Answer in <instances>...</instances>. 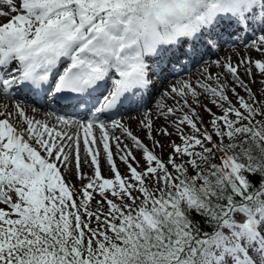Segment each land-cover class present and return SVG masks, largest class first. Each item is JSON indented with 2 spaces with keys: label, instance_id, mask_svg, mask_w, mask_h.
<instances>
[{
  "label": "snow or ice",
  "instance_id": "snow-or-ice-1",
  "mask_svg": "<svg viewBox=\"0 0 264 264\" xmlns=\"http://www.w3.org/2000/svg\"><path fill=\"white\" fill-rule=\"evenodd\" d=\"M234 24L239 31H228ZM226 45L231 56L221 60ZM209 53L216 73L206 65L160 100L146 99L150 75L169 76L172 65L186 67L181 60L196 67ZM257 70L264 89V0H0V264H163L161 250L171 244L164 231L176 226L181 235L179 205L192 202L193 180L239 182L240 161L264 156V105L242 78ZM197 105L211 114V131L195 122ZM133 122L161 157L171 149L166 162ZM102 157L114 179L102 177ZM73 160L77 178L83 166L94 168L80 189L62 179ZM93 192L101 198L95 212Z\"/></svg>",
  "mask_w": 264,
  "mask_h": 264
},
{
  "label": "trees",
  "instance_id": "trees-1",
  "mask_svg": "<svg viewBox=\"0 0 264 264\" xmlns=\"http://www.w3.org/2000/svg\"><path fill=\"white\" fill-rule=\"evenodd\" d=\"M253 155L240 162L242 185L233 184L232 178H221L219 182L211 180L210 186L205 188L206 177L193 180L189 190L194 202L183 200L179 205L181 235H177L176 226H172L171 231H164L165 243L171 241V244L167 249L161 250L163 264L196 263L201 251L215 236L220 221L226 217L230 207L237 204L254 205L257 191L264 188V156L259 155L258 151H254ZM82 218L90 220V227L97 226L94 217L88 218L85 215Z\"/></svg>",
  "mask_w": 264,
  "mask_h": 264
},
{
  "label": "rangeland",
  "instance_id": "rangeland-1",
  "mask_svg": "<svg viewBox=\"0 0 264 264\" xmlns=\"http://www.w3.org/2000/svg\"><path fill=\"white\" fill-rule=\"evenodd\" d=\"M213 60H215L214 57H213ZM259 76H257L256 78L252 79V83L254 84L253 86L249 85L248 81L247 80L245 81L243 79L244 82L249 85L250 91L253 94V98L256 101V106L257 107H260V106L264 105V89L261 88V84L259 83V81H260V77ZM236 89H237L236 92L239 93L240 97H244L246 100L249 99L248 93L245 90L241 91L237 87H236ZM226 95L229 97V100L231 101L233 106H238V97L236 95H233V93L231 91H227ZM199 100H200L201 104L206 105L207 107L209 106L208 108H212V112L215 113L216 115H221L222 114L218 108H216L214 105H212L210 97L204 98L201 95V96H199ZM196 111L198 113V118L195 120V122L198 123V126L205 127L209 131H211V128H210V120L212 118L211 114L206 112L205 109L203 107H200L199 105L196 106ZM199 118H203V121H204L203 125L199 124V122H198ZM259 118L260 119H264V117H259ZM186 131H187V129H186ZM133 132H135V131H133ZM170 139L173 140L174 142L178 141V142H176V144L179 145V146H182L181 140L178 139L176 136H172ZM143 140H147L145 138V136H144ZM149 142L147 140V143H144V142H142V143H144V144H146V146L150 147L155 152V154L158 157H161V152H160L159 148L154 147ZM170 150L171 149L169 147H165L163 149L164 152H163L162 157H161L162 158V162H166L167 161ZM134 156L138 159L140 157V150H134ZM174 159H176V162H184L187 158L185 157V158L181 159L179 157H174ZM248 159H249V157H246V158L242 159L240 162H242L243 160L246 161ZM129 162L134 163L133 160H130ZM114 164H116L117 170L120 173H122V179H128L129 176H130V172L126 168V165H124V163L122 161H120L118 156H114ZM133 166L136 167L137 165L134 163ZM186 166L189 167V169H190L189 175L194 174V171L191 170L190 165H186ZM109 168H110V166H108L107 163H106L105 167L101 169L102 170V177L103 178H112V179H114L115 174L114 173H110L108 171ZM72 170H71V174L67 175V176L63 175V170H62V179H65L66 186H68L69 182H71V184L75 185V187L77 189H80L83 184H86L88 182L87 178H86V176H80V178H77L76 170L75 171H74V169H72ZM90 170H92V172H90V175H91L94 172L93 171L94 168L90 169ZM138 170H142V171L146 172L147 171V167L142 165V167L138 168ZM170 171H173V170L170 169ZM151 175L152 174L149 173V176H151ZM206 180H207V177H206L205 181ZM129 182H133V181H129ZM231 182L233 184H235V185H242L243 182H242V178L240 177V173H239V182L237 181V179L235 177H233L231 179ZM210 184H211L210 181H208L207 183L204 182V187L208 188L210 186ZM146 186H150V185L146 183ZM89 191L92 192V190H89ZM106 195L108 196L109 199H113V202H116V203L119 202L116 198L111 197V193L110 192L106 193ZM133 195H138V193L134 192ZM80 198H82V197H74V199L77 201V203L79 202ZM184 200L189 201L188 198H185ZM191 200H192L191 203H193L194 199L192 198V196H191ZM98 201H101V198L99 197L98 192H93V199L91 201H89V206H90V209L92 211H94V212L97 211V202ZM254 204L255 205L253 206V208L250 207V206H246L244 204H237V205H234V206L230 207V209L228 211V217L226 219H224L223 222H221V224H219V226L217 227L215 236L205 246V248L203 249L202 253L200 254L199 260L197 262L198 264H245L244 262H241V260H239L240 259L239 257L238 258H233L235 253H233V257H231L229 259L224 258L223 260H220L218 263H212V257H210L208 255V252L210 250H214L217 247V245L221 241V234L223 232L228 233V230H226V226H232L234 229L237 230V233L234 232L235 230L232 231V235H233V239H234L233 242L235 243L236 250H238V251H240L242 253V255H243L244 259L246 260V262L248 260L249 263L257 264V260L253 259V249L254 250H258L259 252H262V254H264V247L262 246V243L261 242H256L254 240V239H257V238L256 237L253 238V234L250 232V230H249V234L251 235V239H249V237L247 235V231H246V233L242 232V227H240L239 225L235 224V222L237 220H239L238 214H239L240 211L243 210V212H245L247 210V208L252 209L251 213H252V217H253V219H252L253 223L256 225L260 236L264 239V237H263V235H262V233L260 231V222L258 221V218H256V217H258L257 213L259 211L260 212H261V210L264 211V188L260 189L256 193V198L254 199ZM107 208H108L107 201L106 200L102 201V203H101V211H100L101 219H103L104 215L107 213ZM5 210H6V207H5ZM126 211L127 210H125V212ZM249 215H251V214H249ZM249 215L246 214V216H249ZM109 219H110V217H109ZM94 220H95V218H94ZM258 258L262 259L260 255L258 256ZM213 259L217 260L218 257L217 258L215 257Z\"/></svg>",
  "mask_w": 264,
  "mask_h": 264
},
{
  "label": "bare ground",
  "instance_id": "bare-ground-1",
  "mask_svg": "<svg viewBox=\"0 0 264 264\" xmlns=\"http://www.w3.org/2000/svg\"><path fill=\"white\" fill-rule=\"evenodd\" d=\"M225 23H227V21H225ZM228 31H239L238 29V26H236L235 24L233 25L232 28H229ZM259 31L257 30V33ZM238 44H241L242 41H237ZM231 47V45H226L225 46V49H224V52L221 54L220 56V59L223 60L224 59V56L225 55H228V56H231V53L229 51V48ZM235 50V49H233ZM245 55H247V53L245 52ZM211 57H214L215 56L212 54V53H209L205 59V62L204 64H200V65H197L196 67H193V65L191 63H188V61L186 60H181V64H184L186 65V67H181L179 64H174L172 65V67L175 69V71L170 75V76H164L163 74L161 75H158L161 80V84L158 85L159 81L160 80H155V83H152L151 84V87L147 90H145V97L146 99L148 100H152L153 98L156 99V100H160L161 97H160V92L162 91H165L167 90L168 87L171 86V84L178 80V79H184V80H191L193 78V76H199V69L200 68H203L205 67L206 65L211 67L210 65V62L211 61H214ZM150 62V61H149ZM190 69V70H189ZM187 71V73L183 74V75H178L176 76V73L177 72H180V71ZM183 71V72H184ZM211 71L212 73H216L218 71L217 68L215 67H211ZM241 73H243V70L240 69ZM257 76H259V72L258 70L256 71L254 77L250 78L248 76H243L242 75V78L246 81H248L249 85L253 86L254 84L252 83V79L253 78H256ZM260 77V76H259ZM238 89H240L241 91H243L244 89L242 88H239L237 87ZM237 90V89H236ZM229 93V92H228ZM234 95V94H233ZM204 98H206L205 96H203ZM202 98V97H201ZM24 102H21L22 104H27L30 102L31 100V97H23L21 98ZM163 103H167V101H162ZM7 103L9 104H13L15 103V101H7ZM56 107L57 105L54 104ZM209 105V104H208ZM209 107V106H208ZM212 107V106H211ZM152 108H155V104L153 103L152 105ZM212 109V108H211ZM28 112L30 114V117H31V114H32V109L31 108H28ZM63 114V113H61ZM132 116V120L135 121L136 119V114L135 113H131L129 114ZM208 115V114H207ZM41 117L44 118V119H49L50 117L48 116L47 113H44L42 110H41ZM119 119V118H118ZM128 119V116L126 115L125 116V120ZM131 130L132 131H135L134 134L137 135V137L141 140V142H144V143H147V140H143L145 134L144 132H142L140 130V128L133 122L132 125H131ZM155 135V133H154ZM158 139H161L163 140V138H159ZM174 139V138H173ZM176 139V138H175ZM149 142V140H148ZM166 143V141H164ZM178 142V141H176ZM175 142V143H176ZM151 143V142H149ZM152 144V143H151ZM146 145V144H145ZM153 147V146H152ZM113 151H115V149L113 148L112 149ZM155 150V149H154ZM166 151V150H165ZM171 151V150H170ZM164 152V151H163ZM155 153V152H154ZM116 160V159H115ZM118 161V160H117ZM134 164V163H133ZM100 165H101V169L105 167L106 165V158H101L100 160ZM125 165V164H124ZM70 168L74 169V171L76 170L75 169V163H74V160L72 162V164L69 165ZM71 169V170H72ZM104 170V169H103ZM73 171V170H72ZM94 171V170H93ZM106 171V170H105ZM90 172H92V170H90V168H88L87 166H83L82 167V170H81V173H80V176H87V175H90ZM72 177V176H71ZM0 207H5L3 205H0ZM258 221L260 222V231L264 237V211L261 210V212L259 211L258 213ZM235 224L239 225L240 227H242V232L246 233V229L244 228V226H242V224H239V222H235ZM226 230H232L234 232L237 233V230L234 229L232 226H226ZM235 233V234H236ZM247 235H248V232H247ZM247 237V236H246ZM249 237V236H248ZM250 239V238H249ZM264 247V245H262ZM233 253H235L234 257H233ZM208 255L210 257H212V263H218L220 260H223L224 258L226 259H229L231 257L233 258H240L239 260H241V262H244L245 264H248L246 262V260L244 259L242 253L238 250H236L235 248V243L233 242L232 238L225 232H223L221 234V241L220 243L217 245V247L214 249V250H210L208 252ZM261 256L262 259L258 258V256ZM217 258V260L213 259V258ZM253 259H256L257 260V263L258 264H264V255L262 254V252H259L258 250H254L253 249Z\"/></svg>",
  "mask_w": 264,
  "mask_h": 264
}]
</instances>
